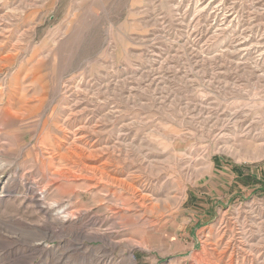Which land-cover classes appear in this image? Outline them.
Segmentation results:
<instances>
[{
    "label": "rangeland",
    "instance_id": "1",
    "mask_svg": "<svg viewBox=\"0 0 264 264\" xmlns=\"http://www.w3.org/2000/svg\"><path fill=\"white\" fill-rule=\"evenodd\" d=\"M0 264H264V0H0Z\"/></svg>",
    "mask_w": 264,
    "mask_h": 264
}]
</instances>
